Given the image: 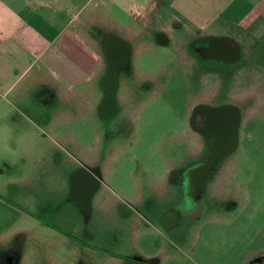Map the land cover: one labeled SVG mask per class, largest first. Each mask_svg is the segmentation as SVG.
I'll return each mask as SVG.
<instances>
[{
    "label": "rangeland",
    "instance_id": "obj_1",
    "mask_svg": "<svg viewBox=\"0 0 264 264\" xmlns=\"http://www.w3.org/2000/svg\"><path fill=\"white\" fill-rule=\"evenodd\" d=\"M166 7L153 3L137 14L140 7L121 0L105 4L98 15L84 13L87 23L77 25L82 36L72 37L65 48L86 69L82 82L73 90L58 88L48 103L41 96L23 104L29 111L14 114L15 122L12 114L0 115V216L6 215L3 220L9 223L0 236V264H195L199 229L209 222L220 225L217 237L233 238L234 250L243 249L246 238L251 248L259 244L264 65L207 59L202 65L214 74L238 81L247 74L250 82L241 97L253 104L245 106L236 146L203 140L196 146L187 132L178 135L177 143L173 138L181 114L172 108L191 79L184 75L175 47L154 40L159 31L183 38L174 31L178 24ZM202 34L208 38L204 50L218 34ZM111 36L133 45V54L118 64L105 50ZM249 47L263 48L264 43L257 40ZM161 72L170 76L174 98L151 128L142 124L130 135L118 118H102L99 108L111 78L120 76L127 91V85L136 89L134 81ZM200 96L208 99L202 90ZM229 100L230 94H224L216 102ZM114 141L121 142L125 155L116 157ZM78 143L86 152L75 150ZM103 155L109 167L87 208L70 197V176L80 165L104 167ZM198 168L207 177L194 183L191 175Z\"/></svg>",
    "mask_w": 264,
    "mask_h": 264
},
{
    "label": "crops",
    "instance_id": "obj_2",
    "mask_svg": "<svg viewBox=\"0 0 264 264\" xmlns=\"http://www.w3.org/2000/svg\"><path fill=\"white\" fill-rule=\"evenodd\" d=\"M119 1L0 0V100L4 101H0V115L12 114L10 120L15 122L13 115L25 114L28 110L23 104L43 87L53 92L58 88L73 90L82 82L86 69L74 62L65 48L72 37L82 36L77 25L87 23L82 19L84 13L98 15L105 4ZM128 1L142 9L137 14L153 3L156 8L167 6L177 26L215 33L218 38H230L247 48L257 40L264 43V0ZM3 217L6 215L0 218L1 237L9 226ZM216 224L209 222L199 229L201 238L194 246L195 264H264V222L257 225L259 244L251 248L252 241L246 238V250H234L231 237H217L220 225ZM244 224L249 226L248 222Z\"/></svg>",
    "mask_w": 264,
    "mask_h": 264
},
{
    "label": "flooded vegetation",
    "instance_id": "obj_3",
    "mask_svg": "<svg viewBox=\"0 0 264 264\" xmlns=\"http://www.w3.org/2000/svg\"><path fill=\"white\" fill-rule=\"evenodd\" d=\"M180 31L183 38H173L165 31H159L154 35V40L162 46H174L177 53L182 58L184 65V75L189 78L190 85L188 91L177 96V104L172 109L177 116L176 139L178 135L188 133V140L193 145H200L203 141L220 143L225 147L236 146L239 129H241L244 116L245 106L250 104V100L243 103L242 91L248 88L249 77H243V80L228 79V75L214 74L208 71L202 65L209 58H215L221 61L245 64L246 61H253L256 64L264 65V47H245L230 38L216 37L212 39L207 49L202 50V43L207 41V35L198 30L177 26L174 31ZM251 48V49H250ZM108 57L115 63H120L128 56L133 54V45L131 42L121 38L111 36L105 45ZM229 73L230 71H225ZM169 75L165 73H155L147 76L142 80L134 81L136 89L127 85L128 90H124V80L120 76L111 78L109 88L102 98L100 104V115L102 118L116 117L121 120L122 125L130 130L133 135L136 129L145 125L150 128L154 121H158L168 109V101L174 97L169 89ZM227 78V79H226ZM189 84V83H188ZM208 88V90H206ZM238 89H241L238 91ZM207 94L206 101L201 100L200 92ZM56 93V92H55ZM54 94L49 88L43 87L42 91L27 102L35 101L42 96L43 102H49V96ZM230 94L228 102H216L219 96ZM185 96V97H183ZM253 104V102H251ZM165 104V107L163 106ZM25 110H28L23 106ZM142 119L144 122H142ZM121 124V123H120ZM174 136V134H171ZM125 138V137H124ZM124 140L126 143V139ZM164 138H160L163 141ZM180 143V139H176ZM117 145L116 157L125 155V150L121 148V142L114 141ZM79 153L86 152L84 145L78 143L75 147ZM119 153V154H118ZM106 155L101 157L104 167H86L80 165L78 169L71 173L69 182V195L80 201L84 206L89 208L104 180V170L109 167L105 162ZM107 166V167H106ZM192 179L195 182H203L207 174L204 170L198 168L192 172ZM61 234L65 230L60 229Z\"/></svg>",
    "mask_w": 264,
    "mask_h": 264
}]
</instances>
